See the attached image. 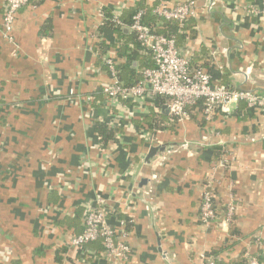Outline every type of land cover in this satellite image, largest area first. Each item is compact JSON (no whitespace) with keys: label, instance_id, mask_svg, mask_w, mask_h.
I'll use <instances>...</instances> for the list:
<instances>
[{"label":"crops","instance_id":"obj_1","mask_svg":"<svg viewBox=\"0 0 264 264\" xmlns=\"http://www.w3.org/2000/svg\"><path fill=\"white\" fill-rule=\"evenodd\" d=\"M140 1L44 0L17 13L12 44L2 34L6 0H0V264H106L89 249L72 248L70 238L79 230L67 227L82 226L80 209L97 199L113 215L120 211L134 221L128 264H200L204 252H216L222 263L242 255L247 261L248 254L264 263L263 113L240 105L207 122L198 106L174 131L156 134L155 142L171 152L159 151L147 163L153 142L141 123L159 112L156 99L113 108L105 100L97 107L85 101L108 83L93 52L107 14L121 17ZM195 2L200 18L186 26L195 35L181 51L217 82L264 96L263 4L214 0L207 11L211 0ZM102 29L108 55L124 63L120 35ZM121 31L132 34L127 26ZM95 121L121 127L119 142L104 148ZM223 145L234 151L229 170L215 165L214 148ZM208 177L220 210L210 228L197 221ZM232 196L237 205L230 226L224 217Z\"/></svg>","mask_w":264,"mask_h":264},{"label":"built area","instance_id":"obj_2","mask_svg":"<svg viewBox=\"0 0 264 264\" xmlns=\"http://www.w3.org/2000/svg\"><path fill=\"white\" fill-rule=\"evenodd\" d=\"M43 1L6 0L2 34L8 42L14 44L12 32L17 13L32 4V7L36 8V5ZM156 1L155 14L167 20L177 21L181 28L190 20L200 18L195 0H187L175 5H171L169 0ZM254 1H260L264 6V0ZM214 3V0H211L206 10L210 11ZM142 15L143 12L140 11L133 17V23L129 29L137 35L138 41L142 44L143 51L141 53L150 54L153 67L141 70L142 80L139 83L134 86H126L120 80L115 59L108 54H102L100 57L101 69L98 71L103 68L106 69L108 83L102 85L100 93L103 95L107 107H127L130 104L140 106L148 99L164 97L168 98L165 105L169 109L168 115L176 120V123L189 119L193 109L198 106L202 107V114L207 122L213 120L217 114L231 115L240 105L264 114V96L221 84L214 80L211 73L205 68H191V59L176 47L175 41L154 34L150 27L142 23ZM119 17L115 16L114 19L121 26L118 21ZM94 40L96 37H93ZM95 49L93 48V52L98 56L99 53ZM1 89L2 84L0 82V91ZM85 101L93 103L94 97L88 95L85 97ZM155 140L156 138L151 136L152 147L163 146L156 143ZM223 146L224 153L215 165L229 170L234 160V151L229 146ZM165 152H171V150ZM162 162L159 160L158 164L163 165ZM233 187L234 184L231 182L229 189L232 190ZM217 199V187L212 184L210 177H208V183L204 185L197 214V221L200 225L210 228L218 222L220 210ZM236 205V198L232 196L231 202L226 206L224 224L230 225L234 221ZM112 213L101 199L86 205L83 215L84 232L80 235L71 236L70 246L79 251H86L88 250L85 248L86 244L102 239L105 251L101 258L106 264H128L132 251L128 242L131 233L127 232L126 221L116 217L114 218L117 221H111L114 216ZM255 241L261 245L258 239ZM89 254L94 255L92 251ZM199 258L200 264H219L221 262L218 257L209 255L207 252L201 253ZM246 264L264 263L257 255L248 254Z\"/></svg>","mask_w":264,"mask_h":264},{"label":"trees","instance_id":"obj_3","mask_svg":"<svg viewBox=\"0 0 264 264\" xmlns=\"http://www.w3.org/2000/svg\"><path fill=\"white\" fill-rule=\"evenodd\" d=\"M42 3V2H41ZM157 1L154 2L152 6L148 5L146 3V0H141L137 6H135L134 9H131L127 14H123V16L119 17V22L121 24L118 25L117 21H115L114 17L112 18L107 14L108 21L107 23L105 22L104 26L101 27L105 28L106 26H109L113 30L120 35V42L118 44L119 48V53L121 57L125 59L124 63L122 64H117V69L119 71V77L120 80L126 85V86H134L137 83H139L142 80V75H141V70L144 68H152L153 67V61L151 60V56L148 53L147 55L140 54L143 51V46L142 44L138 41L137 35L135 33H132L131 35H123L121 28L122 26H127L130 27L133 23V17L138 13V12H143L142 15V23L150 27V29L153 31L154 34L156 35H161L164 36L167 39H172L175 41V45L179 50H181L180 47L186 42L188 38H192L195 35L194 31H190L189 34L188 24L192 23L190 20L189 22L186 23V25L181 28L180 24L177 21L174 20H167L163 17L158 16L154 12V7L157 5ZM40 3H38L36 6L38 7ZM33 5V4H32ZM100 29V34L98 38L100 39L99 41L96 40V42L93 44V46L96 48L95 50L98 51L99 55L98 58L100 59L101 55L103 54H108V50L110 46H108L104 41H102V30ZM100 47V48H99ZM196 62V58L191 60V68H205L204 65L200 66ZM221 84H224L220 82ZM228 85L229 84H224ZM94 102L93 104L97 107L96 103L104 102V97L103 95L99 92L98 94H94ZM155 105L157 108L162 110L163 106L166 105L168 98L164 97H157L155 98ZM103 105V104H101ZM202 109V108H201ZM159 112H151L147 118H145L141 123L142 127L146 128L148 132L150 133L151 136L155 137L158 132L161 131H174L173 128L177 124L176 120H174L171 116H167L163 114L161 111ZM1 109H0V120H1ZM191 117V116H190ZM192 119H196V117L192 116ZM199 125L203 126L205 125L204 122H199ZM94 129L95 133L99 137V140L103 147L105 148L109 142H114L118 143V136L124 132V130L121 127L118 128H111L105 124H102L100 122L95 121L94 122ZM228 146V145H226ZM214 160L218 161L221 159L223 153H224V147H216L214 148ZM208 183V179H205L204 185ZM84 215V209H80L79 217ZM113 217H116L119 220H124L127 223V232L131 233L133 231L134 227V221L132 218L129 216L120 213V211H116L115 215ZM83 218V217H82ZM76 219V218H75ZM73 221V220H72ZM80 224V226H79ZM76 223L75 226H73L72 223L69 222L68 226L69 228H77L79 232L76 233V235H80L84 232V221L81 226L80 223ZM232 226V225H230ZM236 231L232 230V234H236ZM254 242V241H253ZM86 249H89L92 251L94 256L96 258H101L102 253H104L105 249L103 246V240L99 239L95 242L88 243L85 246ZM58 251L57 253V261L60 260V254L65 253V250ZM216 253V252H215ZM215 253H209V255L215 256ZM219 264H246V260L243 259V255L236 261L232 263H222L219 262Z\"/></svg>","mask_w":264,"mask_h":264},{"label":"water","instance_id":"obj_4","mask_svg":"<svg viewBox=\"0 0 264 264\" xmlns=\"http://www.w3.org/2000/svg\"><path fill=\"white\" fill-rule=\"evenodd\" d=\"M163 113L164 114H168L169 113V109H168L167 106H164L163 107ZM164 150H167L166 146H160V147H152V148H150L149 153H148V155L146 157V162L147 163H150L151 160L157 155V153L159 151H164ZM146 183L147 182L145 180H143L142 183H141V185L143 186ZM160 250H161V248H160ZM161 254H162L164 260L168 263L169 260L167 258V254L165 252H163L162 250H161Z\"/></svg>","mask_w":264,"mask_h":264}]
</instances>
